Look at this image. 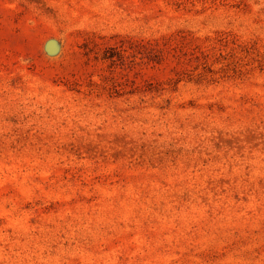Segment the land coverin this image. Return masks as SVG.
Returning a JSON list of instances; mask_svg holds the SVG:
<instances>
[{"label": "rangeland", "instance_id": "rangeland-1", "mask_svg": "<svg viewBox=\"0 0 264 264\" xmlns=\"http://www.w3.org/2000/svg\"><path fill=\"white\" fill-rule=\"evenodd\" d=\"M0 264H264V0H0Z\"/></svg>", "mask_w": 264, "mask_h": 264}]
</instances>
